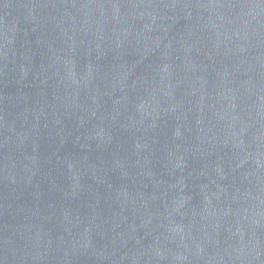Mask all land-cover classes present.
Segmentation results:
<instances>
[{
	"label": "water",
	"instance_id": "1",
	"mask_svg": "<svg viewBox=\"0 0 264 264\" xmlns=\"http://www.w3.org/2000/svg\"><path fill=\"white\" fill-rule=\"evenodd\" d=\"M0 264H264V0H0Z\"/></svg>",
	"mask_w": 264,
	"mask_h": 264
}]
</instances>
